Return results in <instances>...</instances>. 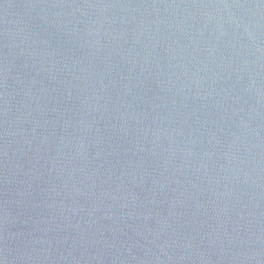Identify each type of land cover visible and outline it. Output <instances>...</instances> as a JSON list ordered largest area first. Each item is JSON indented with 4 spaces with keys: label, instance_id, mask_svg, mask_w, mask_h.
Listing matches in <instances>:
<instances>
[{
    "label": "water",
    "instance_id": "1",
    "mask_svg": "<svg viewBox=\"0 0 264 264\" xmlns=\"http://www.w3.org/2000/svg\"><path fill=\"white\" fill-rule=\"evenodd\" d=\"M0 264H264V0H0Z\"/></svg>",
    "mask_w": 264,
    "mask_h": 264
}]
</instances>
